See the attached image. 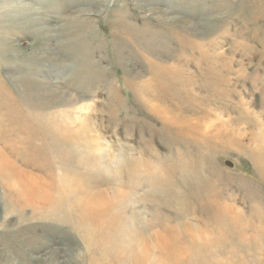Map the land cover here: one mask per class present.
<instances>
[{"label":"rangeland","instance_id":"374dc122","mask_svg":"<svg viewBox=\"0 0 264 264\" xmlns=\"http://www.w3.org/2000/svg\"><path fill=\"white\" fill-rule=\"evenodd\" d=\"M0 149V264H264V0H0Z\"/></svg>","mask_w":264,"mask_h":264},{"label":"bare ground","instance_id":"6f19581e","mask_svg":"<svg viewBox=\"0 0 264 264\" xmlns=\"http://www.w3.org/2000/svg\"><path fill=\"white\" fill-rule=\"evenodd\" d=\"M182 119H184V118H182ZM182 119H180V120H182ZM187 119V118H186ZM185 119V120H186ZM184 121V120H183ZM187 121H190V120H186L185 122H187ZM180 122V121H179ZM190 124V123H189ZM192 125H194V127H193V129H196L197 131H199L200 129L202 130V126L201 125H199V124H193V123H191ZM225 124V123H224ZM182 125H183V123H182ZM223 126V125H222ZM209 127V126H208ZM206 129V128H205ZM187 131H192L191 129H187ZM216 134H217V132H216ZM263 159H264V157H263ZM264 161V160H263ZM12 161L3 153V151L0 149V168L1 169H4L5 168V165L7 164L8 165V163H10V167L11 168H14V167H16L15 166V163H11ZM10 170H12V169H10ZM18 175H19V177L21 178V182L18 180L17 182H11V186H12V184L13 183H15V184H13V186H16V187H21V191L24 193H26L25 195L27 196V191H25L24 190V188L25 187H27V189H28V191L29 190H33V189H35L34 187L32 188V186H33V184L35 183V180H34V178L35 177H33V176H31V175H28V173H26L25 171H21V170H19V172L17 173ZM37 178V177H36ZM16 181V180H15ZM60 184V183H59ZM24 187V188H23ZM34 192V191H33ZM24 196V195H23ZM98 202L99 203H101L100 202V200H97L96 201V203H95V205L96 206H98L99 204H98ZM60 205V204H59ZM94 205V204H93ZM94 205V206H95ZM227 208L229 209V207L227 206ZM88 210H90L91 211V207H89L88 208ZM105 213V212H104ZM103 214V213H102ZM86 215V214H85ZM159 241V240H158Z\"/></svg>","mask_w":264,"mask_h":264},{"label":"water","instance_id":"95a60500","mask_svg":"<svg viewBox=\"0 0 264 264\" xmlns=\"http://www.w3.org/2000/svg\"><path fill=\"white\" fill-rule=\"evenodd\" d=\"M225 164H226L227 166H229V167H234V162L231 161V160H229V159H226V160H225Z\"/></svg>","mask_w":264,"mask_h":264}]
</instances>
